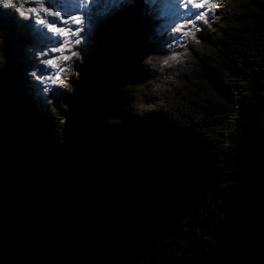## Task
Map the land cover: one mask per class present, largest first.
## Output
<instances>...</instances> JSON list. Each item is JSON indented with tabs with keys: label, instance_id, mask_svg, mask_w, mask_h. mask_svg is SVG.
I'll return each instance as SVG.
<instances>
[{
	"label": "trees",
	"instance_id": "16d2710c",
	"mask_svg": "<svg viewBox=\"0 0 264 264\" xmlns=\"http://www.w3.org/2000/svg\"><path fill=\"white\" fill-rule=\"evenodd\" d=\"M34 6L0 2V259L264 264V0L176 43L131 3L94 16L57 105L19 85L46 43Z\"/></svg>",
	"mask_w": 264,
	"mask_h": 264
},
{
	"label": "snow or ice",
	"instance_id": "6c2138e0",
	"mask_svg": "<svg viewBox=\"0 0 264 264\" xmlns=\"http://www.w3.org/2000/svg\"><path fill=\"white\" fill-rule=\"evenodd\" d=\"M0 2L5 7L12 6V0H0ZM29 2L36 5L29 9L36 18L35 23L39 24L41 29L46 27L52 36L55 37L54 40L50 41L54 46L50 49H42L39 54L45 57H48L49 53L58 54L40 61V64L44 65L42 71L47 72L49 68L58 69V71H55L54 75L49 74L47 77L40 76L38 78L40 80L48 79L53 84L59 82L62 85L61 74L64 72V68L60 65L75 55L71 48L79 43L77 37L78 33L81 32L80 26L85 23L90 24L94 16H106L119 11L128 0H65L63 4L58 3V0H29ZM144 3L148 6L146 11L149 14L155 11L151 5L155 4L156 0H144ZM173 6H175L173 0H163V6L158 10L159 15H166ZM179 6L186 9L187 15L175 25L174 34L170 37L173 43L188 34V31L191 30L189 26L198 28L200 25L195 22L202 20L204 12L208 10L205 7V0H186V4L181 3ZM53 9H61L64 14L61 15L60 11H54ZM197 9H202V11H197ZM73 13L76 14L74 15ZM19 16L27 19L23 11H19ZM70 25H77V27L70 28ZM66 51L67 55L65 54ZM170 58L176 59V56L173 55ZM167 62V60L164 61V63Z\"/></svg>",
	"mask_w": 264,
	"mask_h": 264
},
{
	"label": "rangeland",
	"instance_id": "374dc122",
	"mask_svg": "<svg viewBox=\"0 0 264 264\" xmlns=\"http://www.w3.org/2000/svg\"><path fill=\"white\" fill-rule=\"evenodd\" d=\"M177 1V0H174ZM230 0H205V7L208 9L207 11L204 12V16L202 18V20L200 21H196L195 23H199L203 20L206 21H212L214 16L211 14V9L212 7H217V8H223L224 4L228 3ZM65 2V0H58V3L63 4ZM162 0H156V3L151 5V7L153 9H155V11H152L151 14H149L146 11V8L148 6L145 5L144 0H128L127 4L131 3L134 7V10L137 11V14L140 15L141 17H147L149 20V30L153 29L155 30L156 33H165V32H173L174 33V28L175 25L177 23L180 22V20L184 19L185 17L181 18V19H173V18H168L166 20H168L169 22H164L163 19H161V15H159V8H161L163 6L162 4ZM101 7H103V5H101ZM54 11H60L61 15L64 14L63 10L61 9H53ZM71 11V10H69ZM197 11H202V9H199ZM74 15L76 13H73ZM183 14L186 15V10L183 11ZM170 15L169 13L166 14V16ZM164 16V15H163ZM51 19V18H49ZM122 22L124 25H126L128 28H131L133 26L132 23V15L129 13V10L125 13V15H123L122 18ZM70 28H75L77 27V25H70ZM81 27V32L78 33V39H79V43L75 44V46H77L78 48H83L85 47L89 42V37L87 35L86 32H84V29H86L87 27V23L83 24L80 26ZM32 29H34V31L38 32L40 35L43 36V38L46 40V43L43 44V46L41 47L42 49H50L52 48L54 45L53 43H51V40H54L55 37L52 36V34L47 30V28H43L41 29V26L39 24L34 23ZM74 46V45H73ZM74 47L71 48V51L73 52ZM40 52H36L34 54L33 59L37 62L38 64V70H37V74L36 76H31L28 72H25L24 75H21L20 79V84L23 87V92L28 96L29 90H27V86L28 84V80L31 81H40L41 86L43 87L44 90V94H46L51 100V103L57 105L59 102H63L66 98L67 92H66V88L64 87V85L59 84V82H57L56 84H53L50 80L48 79H44V80H40L38 77L40 76H45L47 77L49 74L54 75L55 71H58V69H51L49 68L47 72L42 71L44 65L40 64V61L46 60L47 58H50L51 56H55L58 55L57 53H49L48 57H45L43 55L39 54ZM65 54L67 55V51L65 52ZM61 67L65 68L69 66V62H65L63 64L60 65ZM62 75V74H61ZM241 82L246 83L248 81V75H242L240 77ZM47 89V90H46Z\"/></svg>",
	"mask_w": 264,
	"mask_h": 264
},
{
	"label": "bare ground",
	"instance_id": "6f19581e",
	"mask_svg": "<svg viewBox=\"0 0 264 264\" xmlns=\"http://www.w3.org/2000/svg\"><path fill=\"white\" fill-rule=\"evenodd\" d=\"M180 2H183L184 4H186V0H177V1L173 0V3H174L175 6H173L167 12V14L169 13L170 15H168V16L164 15V16L161 17V19H163L164 22H166V23L169 22L168 20H166L168 18L181 19V18H183V17H185L187 15V14L186 15L183 14V11L186 10V9L184 7H182V6H179L178 3H180ZM162 4H163V2H162ZM197 10H199V9H197Z\"/></svg>",
	"mask_w": 264,
	"mask_h": 264
},
{
	"label": "water",
	"instance_id": "95a60500",
	"mask_svg": "<svg viewBox=\"0 0 264 264\" xmlns=\"http://www.w3.org/2000/svg\"><path fill=\"white\" fill-rule=\"evenodd\" d=\"M0 264H8L6 262H4L3 260L0 259ZM16 264H39V262L35 261V260H32V259H28V260H23V261H20Z\"/></svg>",
	"mask_w": 264,
	"mask_h": 264
}]
</instances>
